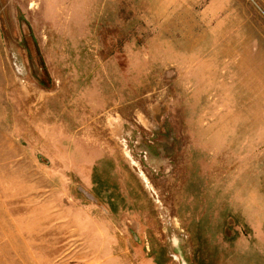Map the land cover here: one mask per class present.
Wrapping results in <instances>:
<instances>
[{"label":"rangeland","instance_id":"obj_1","mask_svg":"<svg viewBox=\"0 0 264 264\" xmlns=\"http://www.w3.org/2000/svg\"><path fill=\"white\" fill-rule=\"evenodd\" d=\"M264 0H0V264H264Z\"/></svg>","mask_w":264,"mask_h":264},{"label":"crops","instance_id":"obj_2","mask_svg":"<svg viewBox=\"0 0 264 264\" xmlns=\"http://www.w3.org/2000/svg\"><path fill=\"white\" fill-rule=\"evenodd\" d=\"M261 60H262V63H264V57Z\"/></svg>","mask_w":264,"mask_h":264}]
</instances>
